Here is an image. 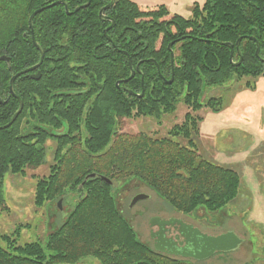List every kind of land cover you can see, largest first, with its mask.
Masks as SVG:
<instances>
[{"label": "trees", "instance_id": "16d2710c", "mask_svg": "<svg viewBox=\"0 0 264 264\" xmlns=\"http://www.w3.org/2000/svg\"><path fill=\"white\" fill-rule=\"evenodd\" d=\"M56 1L61 0H0V126L19 106L9 92L11 77L40 60L32 32L44 52L41 64L12 84L23 107L10 126L0 129V202L5 173L24 174L42 164L47 136L65 151L56 156L49 174L37 180L35 204L62 196L65 188L77 189L81 182L83 187L44 246L40 241L17 245L13 237L0 235L6 243L0 245V264L72 262L87 255L101 264H190L142 248L116 209L113 185L101 176L143 178L168 205L182 211L199 205L217 210L236 198L240 177L235 170L205 160L169 137L117 133L115 127L121 117L159 119L180 100L198 109L204 90L233 77L264 73V0H204L194 3L189 17L170 14L164 5L141 9L133 0H115L104 11L107 20L100 19L99 10L110 0H90L77 11L88 0H62L70 13L56 3L33 17L31 29L30 14ZM225 43L233 45V60L242 57L237 66ZM169 44L177 54L173 81L167 84ZM129 63L133 69L139 65L140 72L130 77ZM37 73V79L31 77ZM194 121L187 114L168 136H188ZM74 149L82 156H75ZM100 149L104 151L95 154Z\"/></svg>", "mask_w": 264, "mask_h": 264}, {"label": "rangeland", "instance_id": "374dc122", "mask_svg": "<svg viewBox=\"0 0 264 264\" xmlns=\"http://www.w3.org/2000/svg\"><path fill=\"white\" fill-rule=\"evenodd\" d=\"M203 2L204 0L182 1L180 6L186 12L181 10V14L170 12L163 3L147 7L139 4L138 6L141 9H150L164 5L170 14L189 17L194 3L202 5ZM169 45L172 53L177 54V50L173 52L171 44ZM233 55L234 49L229 58L232 66L241 57L233 60ZM256 56L259 57V44ZM170 79L171 76L166 83ZM211 98L213 101L209 100ZM199 102L198 109H192L180 100L171 113H165L159 119L143 115L121 117L117 119L115 128L117 133L134 135L142 132L153 138L169 137L180 145H186L201 158L235 170L240 177L239 194L236 198L217 210H208L204 205H199L192 211H182L168 205L143 178L127 179L118 176L112 177V181L107 178L113 185L116 209L134 230L142 248L145 247L148 252L152 251L155 253L153 255L170 257L152 249L153 241L149 232L156 230L157 226L151 225L149 219L173 216L194 225L205 235L218 236L228 231L240 239L235 249L220 250L213 257L196 258L195 261L180 258L181 260L190 264H264V73L258 77H233L220 86L206 89ZM187 114L194 117L192 124L195 129L191 128V124L188 127V136H168L171 128L182 126ZM57 130L61 131V128ZM83 144L85 145V141ZM43 145L46 154L42 164L36 168L25 169L24 174L6 172L2 179L4 200L0 202V235L13 237L17 245L40 241L44 246L47 236L61 225L65 215L73 209L79 199L78 190L83 187L81 182L77 189L65 188L62 196L47 199L41 205L35 204L37 180L49 174L56 156L65 151L59 150L57 141L52 136H47ZM108 147L109 144L105 150ZM101 151L104 149L95 154ZM73 152L75 156H82L77 153V149ZM137 194H144L146 197L131 204ZM3 240L0 239V245L4 247L6 243ZM160 257L159 259H162ZM49 264L101 262L98 257L87 255L72 262L54 261Z\"/></svg>", "mask_w": 264, "mask_h": 264}, {"label": "water", "instance_id": "95a60500", "mask_svg": "<svg viewBox=\"0 0 264 264\" xmlns=\"http://www.w3.org/2000/svg\"><path fill=\"white\" fill-rule=\"evenodd\" d=\"M90 0L87 1V3L85 4H82L81 6L77 7L74 11H77L79 8L81 7H86L88 4H89ZM115 2V0H110L109 3H107L104 7H102L100 10H99V17L100 19L102 20H107L108 17L104 16V11L109 8L110 6L113 5V3ZM56 3H62L65 7V11L67 13H70L68 11V5L65 1H56L54 3H51L49 5H46V6H42V7H39L38 9L34 10L29 18H28V22H29V27L32 29V20H33V17L41 12L42 10L46 9L47 7H50V6H53L54 4ZM113 24V23H112ZM109 28V27H108ZM107 28V29H108ZM106 29V30H107ZM106 30H104V32H106ZM241 38H238L236 40V43H235V46H236V50L238 53L239 52V42H240ZM32 43L33 45L35 46L36 49L39 50L40 52V60L37 64H35L34 66L28 68V69H25L23 71H20L18 73H16L15 75H13L9 81V92L18 99V102H19V106H18V109L15 111V113L12 115V117L10 118V120L5 124V125H1L0 126V129H3V128H7L8 126H10L14 120L17 118V116L19 115V113L21 112L22 110V107H23V104H22V101L21 99L16 95L14 94L13 92V89H12V84H13V81L14 79L23 74V73H26V72H29V71H32L34 69H36L42 62L43 60V56H44V52L42 50V48L36 43L35 39H34V36H33V32H32ZM226 45H228L230 47V57L232 56V51H233V45L231 43H225ZM168 48L170 49V45L168 46ZM255 54L258 55V44H257V47H256V51H255ZM171 55V69H172V73H171V79L169 81H167V83H170L172 81V78H173V67H172V53H170ZM262 61H264L263 58H261ZM241 62V57L239 59L238 62H236L234 65H237ZM129 67H130V77L134 75L135 71H138L140 72L139 70V65H136V68L135 70L132 68V65L131 63H129ZM32 78L34 79H37L39 77V73L35 74V75H31ZM118 85V83H117ZM124 89L125 91H128L129 93L131 94H135L134 92H132L130 89H127V88H122ZM143 92L139 95V96H142ZM88 177H94V174H89L86 176L85 179H87ZM101 179H103L104 181H106L107 183H111L110 180H108L106 177L104 176H101ZM146 195L144 194H137L133 199H132V202L131 204H133L134 202H136L137 200H140V199H143L145 198ZM151 225L155 224L156 222L158 224H162V223H170V220L169 221H165V220H160L159 222V219L158 218H152L151 219ZM196 237H200L201 238V241H203V247L201 250H198L199 251V255L196 257V258H203V257H207L209 255H211V253L214 251V250H232V249H235L237 247V245L239 244V239L231 232H227V233H223V234H220L218 236H206V235H203V234H200V233H196L195 234ZM229 239H232L231 241H229ZM231 244V245H230ZM196 256V255H195Z\"/></svg>", "mask_w": 264, "mask_h": 264}, {"label": "flooded vegetation", "instance_id": "af4514ba", "mask_svg": "<svg viewBox=\"0 0 264 264\" xmlns=\"http://www.w3.org/2000/svg\"><path fill=\"white\" fill-rule=\"evenodd\" d=\"M169 50L170 53H172L171 49ZM173 55L174 53H172V57ZM152 218L154 217H151L149 219V223H151ZM160 220H170V223H162L161 225L157 222L155 223V225L157 226L156 230L154 229L149 232V237L153 241L152 249L161 254H166L170 257L176 256L177 258L179 257L187 259L189 261H195L196 257L199 255L198 250H201L204 244L203 241H201V238L196 237L195 234L200 233L205 235V233H202L201 231H199V228L195 227L190 223L184 222L182 219L177 217L172 216L164 219H159V222ZM226 232L228 231L222 232L221 234ZM231 240L232 239H229V241ZM219 251L220 250H214L209 256L213 257L214 254Z\"/></svg>", "mask_w": 264, "mask_h": 264}, {"label": "crops", "instance_id": "0c3cea01", "mask_svg": "<svg viewBox=\"0 0 264 264\" xmlns=\"http://www.w3.org/2000/svg\"><path fill=\"white\" fill-rule=\"evenodd\" d=\"M141 6H155L157 4L163 3L170 10V12L182 13L181 10L186 12V10L180 6V3L184 0H133Z\"/></svg>", "mask_w": 264, "mask_h": 264}]
</instances>
